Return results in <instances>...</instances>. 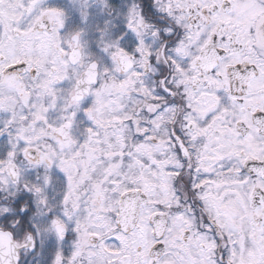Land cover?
I'll return each mask as SVG.
<instances>
[{"label": "snow or ice", "instance_id": "obj_1", "mask_svg": "<svg viewBox=\"0 0 264 264\" xmlns=\"http://www.w3.org/2000/svg\"><path fill=\"white\" fill-rule=\"evenodd\" d=\"M0 264H264V0H0Z\"/></svg>", "mask_w": 264, "mask_h": 264}]
</instances>
